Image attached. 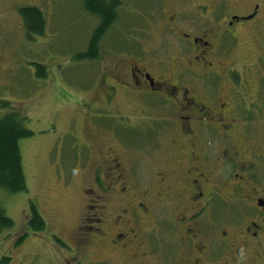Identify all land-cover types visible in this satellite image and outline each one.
Listing matches in <instances>:
<instances>
[{
    "label": "rangeland",
    "instance_id": "374dc122",
    "mask_svg": "<svg viewBox=\"0 0 264 264\" xmlns=\"http://www.w3.org/2000/svg\"><path fill=\"white\" fill-rule=\"evenodd\" d=\"M31 4L42 8L47 23L44 35L34 36L35 40L26 38L18 12L20 7ZM256 5V17L235 28L238 37L225 54L223 66L230 65L235 71L239 96L264 101V0H121L116 23L101 44V61L112 66L114 61L123 60L130 67V62L140 59V66L146 67L151 62L167 60V55L175 54L170 41L174 31L168 30L174 22L189 27L186 31L210 32L212 27L221 30L230 16L249 15ZM0 11V119L14 111L22 125L32 132L19 140L25 190L11 193L0 187V207L13 221L11 227L0 232V264H89L93 259L104 264H126L115 249L107 245L105 249L93 247L90 253L81 240L103 226L106 213L113 216L123 207L114 191L99 189L93 179V164L107 145H115L117 153L121 150L127 156L137 157V191L142 196L138 199L148 204L152 192L158 191L148 189L149 184L153 182L151 187H155L154 176H161L153 171V162L161 161L159 155L165 151L167 140L160 126L161 115L152 113L160 121L156 122L157 126L149 127V116L138 108L139 103L146 102L145 96L118 87L117 102L107 107L119 108L115 117L121 125H114V121L110 125L97 118L92 125L99 132L92 129L85 132L82 127L88 121L83 103L91 97L101 63L95 60L85 64L73 57L85 49L98 23L96 17L83 10L81 0H0ZM168 21L169 27H165ZM221 42L220 47L225 46L227 39ZM38 63L46 66V77L36 75ZM123 114L136 121L123 119ZM111 129L115 131L110 132ZM77 131L86 140L90 139L89 162L86 148L75 159L81 146L75 136ZM59 161L61 164L57 165ZM86 163L89 167H84ZM226 178L224 174L223 180ZM219 192L220 189H213L211 193V213L217 230L238 224L244 211L238 192L234 191L230 201L220 198L216 204ZM125 193L131 194V185ZM222 194L226 199V193ZM104 201L106 209L101 211L98 204ZM31 203L45 220L43 231L34 232L28 225ZM157 204L154 201L152 207L151 233L147 232L149 218L141 219L145 221L142 228L146 229L143 237L153 243V249H148L153 258L162 259L169 252L174 258L178 232L167 222L170 217L164 212L167 209L173 214V211L170 206ZM96 213L102 225L96 220ZM207 213L205 220L211 218ZM24 232L26 236L17 242ZM217 248L213 249V257L218 260L226 249ZM233 264H251V253H245L241 261ZM255 264H264V258Z\"/></svg>",
    "mask_w": 264,
    "mask_h": 264
},
{
    "label": "flooded vegetation",
    "instance_id": "af4514ba",
    "mask_svg": "<svg viewBox=\"0 0 264 264\" xmlns=\"http://www.w3.org/2000/svg\"><path fill=\"white\" fill-rule=\"evenodd\" d=\"M257 8L254 6L249 15L233 14L225 22V28L212 27L210 32L186 31L189 27L185 28L182 23L180 27L177 22L169 27L168 21L164 25L169 27L170 33L174 31L170 41L175 54L167 55V60L149 63L146 65L149 68L141 67L140 59L130 62V67L123 60L107 66L105 61H101L100 53L97 59L101 63L100 73L94 81V89L90 91L91 97L83 103L88 123L82 130L99 132L92 125L97 118L110 125L112 121L114 125H121L115 117L119 108L107 107L117 102V89L121 87L128 93L145 96L146 102L139 103L138 108L149 116V127L157 126L156 122L160 121L152 113H160L161 130L167 140L165 151L159 155L161 161L153 162V171L161 176H154L156 188L151 187L153 182L148 183V189L158 190L152 192L148 204L138 199L142 196L137 191V157L127 156L121 150L117 153L115 145H107L95 159L93 179L100 190L114 191L119 195L118 200L123 207L113 216H107L105 211L103 226L95 228L92 236L81 239L90 253L93 247L105 249L107 245L115 249L114 252L126 264H233L241 261L248 252L251 253V264L264 258V252L260 251L264 249V101L256 102L239 96L235 71L230 65L229 68L223 66L225 54L238 37L234 33L235 28L254 19ZM175 18L173 15L172 19ZM223 38L227 43L220 47ZM85 62L90 63L89 60ZM121 117L136 121L126 114ZM75 136L81 144L75 159L86 148L89 162L90 139L86 140L78 131ZM60 164L59 161L57 165ZM89 165L86 163L84 167ZM224 174H227L225 181ZM128 185H131V194H123ZM213 189H220L216 204L220 198L230 201L234 191L238 192L244 206L238 224L216 229L211 213ZM154 201L155 205L163 203L173 211V214L167 209L164 212L170 217L167 222L178 232L174 258L169 250L166 257L153 258L148 251L153 249V243L144 240L146 229L142 225L145 221L141 219L149 218L147 232L151 233L154 228ZM98 206L101 211L106 209L105 201ZM207 211L211 218L205 220ZM96 216L100 223L102 220L98 213ZM215 247L226 249L218 260L213 257ZM157 255L160 256L159 253ZM89 264L104 263L93 259Z\"/></svg>",
    "mask_w": 264,
    "mask_h": 264
},
{
    "label": "trees",
    "instance_id": "16d2710c",
    "mask_svg": "<svg viewBox=\"0 0 264 264\" xmlns=\"http://www.w3.org/2000/svg\"><path fill=\"white\" fill-rule=\"evenodd\" d=\"M81 5L86 13L96 17L98 23L92 29L85 49L76 53L73 59L75 61L85 62L89 60V62H93L102 53L99 48L100 44H103L104 36L116 23L117 11L121 5V0H81ZM18 12L28 40H35L34 36L44 35L47 23L42 8L31 4L20 7ZM35 73L38 77H46V66L40 63L36 64ZM31 133L29 129L22 125L14 111L5 114L0 119V187L8 192L14 193L25 190L26 183L21 162L19 140L29 136ZM30 208L31 217L28 220L30 229L34 232L43 231L46 227L44 218L36 209L35 204L31 203ZM12 225V219L0 207V232ZM26 234L25 232L21 234L17 242L20 243Z\"/></svg>",
    "mask_w": 264,
    "mask_h": 264
},
{
    "label": "water",
    "instance_id": "95a60500",
    "mask_svg": "<svg viewBox=\"0 0 264 264\" xmlns=\"http://www.w3.org/2000/svg\"><path fill=\"white\" fill-rule=\"evenodd\" d=\"M250 17V16H249ZM249 17H246V18H249Z\"/></svg>",
    "mask_w": 264,
    "mask_h": 264
}]
</instances>
